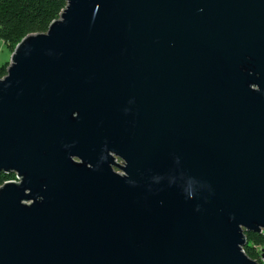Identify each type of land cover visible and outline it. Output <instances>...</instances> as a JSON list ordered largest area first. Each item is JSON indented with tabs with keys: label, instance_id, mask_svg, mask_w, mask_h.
<instances>
[{
	"label": "water",
	"instance_id": "1",
	"mask_svg": "<svg viewBox=\"0 0 264 264\" xmlns=\"http://www.w3.org/2000/svg\"><path fill=\"white\" fill-rule=\"evenodd\" d=\"M64 1L0 77V264H259L264 0Z\"/></svg>",
	"mask_w": 264,
	"mask_h": 264
},
{
	"label": "trees",
	"instance_id": "2",
	"mask_svg": "<svg viewBox=\"0 0 264 264\" xmlns=\"http://www.w3.org/2000/svg\"><path fill=\"white\" fill-rule=\"evenodd\" d=\"M64 6V0H0V39L12 52L27 34L45 32ZM8 64V61L0 64V77L6 74ZM14 179V172L0 171V186ZM245 235L247 242L243 246L244 252L260 263L259 248L264 245V233L245 232Z\"/></svg>",
	"mask_w": 264,
	"mask_h": 264
},
{
	"label": "rangeland",
	"instance_id": "3",
	"mask_svg": "<svg viewBox=\"0 0 264 264\" xmlns=\"http://www.w3.org/2000/svg\"><path fill=\"white\" fill-rule=\"evenodd\" d=\"M10 50L7 45L0 39V64L10 59ZM121 162L120 160H118ZM117 170V169H116ZM119 171V170H117ZM120 172V171H119Z\"/></svg>",
	"mask_w": 264,
	"mask_h": 264
},
{
	"label": "built area",
	"instance_id": "4",
	"mask_svg": "<svg viewBox=\"0 0 264 264\" xmlns=\"http://www.w3.org/2000/svg\"><path fill=\"white\" fill-rule=\"evenodd\" d=\"M14 180H16V176H15ZM259 254H260V263L259 264H264V245L259 248Z\"/></svg>",
	"mask_w": 264,
	"mask_h": 264
},
{
	"label": "crops",
	"instance_id": "5",
	"mask_svg": "<svg viewBox=\"0 0 264 264\" xmlns=\"http://www.w3.org/2000/svg\"><path fill=\"white\" fill-rule=\"evenodd\" d=\"M11 53V52H10ZM8 61V60H7Z\"/></svg>",
	"mask_w": 264,
	"mask_h": 264
}]
</instances>
